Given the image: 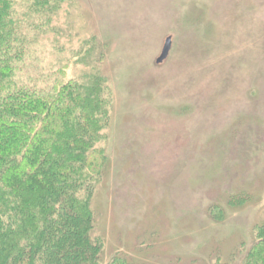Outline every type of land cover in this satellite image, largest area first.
<instances>
[{"label": "rangeland", "instance_id": "1", "mask_svg": "<svg viewBox=\"0 0 264 264\" xmlns=\"http://www.w3.org/2000/svg\"><path fill=\"white\" fill-rule=\"evenodd\" d=\"M15 1L28 84L49 89L64 64L81 78L84 40L106 43L101 262L243 264L264 224V0Z\"/></svg>", "mask_w": 264, "mask_h": 264}, {"label": "trees", "instance_id": "2", "mask_svg": "<svg viewBox=\"0 0 264 264\" xmlns=\"http://www.w3.org/2000/svg\"><path fill=\"white\" fill-rule=\"evenodd\" d=\"M63 1L29 7L56 12ZM15 2L0 0V264H135L119 254L101 262L104 240L92 206L113 108L106 43L84 40L81 78L67 80L64 64L49 89L35 87L36 77L28 84L20 71L33 39ZM243 264H264V224Z\"/></svg>", "mask_w": 264, "mask_h": 264}, {"label": "water", "instance_id": "3", "mask_svg": "<svg viewBox=\"0 0 264 264\" xmlns=\"http://www.w3.org/2000/svg\"><path fill=\"white\" fill-rule=\"evenodd\" d=\"M170 48H171V40H170V38H168L166 46L163 49L161 58H164V57H166L168 55V53L170 51Z\"/></svg>", "mask_w": 264, "mask_h": 264}]
</instances>
